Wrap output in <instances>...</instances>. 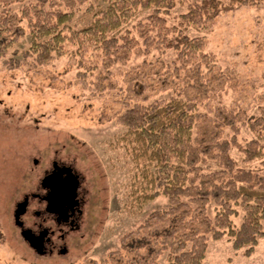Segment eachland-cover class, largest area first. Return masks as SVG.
<instances>
[{
  "label": "rangeland",
  "instance_id": "374dc122",
  "mask_svg": "<svg viewBox=\"0 0 264 264\" xmlns=\"http://www.w3.org/2000/svg\"><path fill=\"white\" fill-rule=\"evenodd\" d=\"M30 1L37 2L0 0V17L7 13L10 22L20 27L13 36L21 38L31 30L35 15L32 12L29 18L23 13ZM200 1L175 0L167 22L178 25L180 15ZM87 5L72 0L47 3L49 9H73L74 29L90 21ZM149 13L140 11L125 25L132 28L140 44L133 48L128 61L108 70L92 46L82 66L80 50L74 44L67 45L63 56L44 65L28 61L10 70L6 60L13 49L0 58V264H159L164 256L157 251L166 230L206 231L200 212L185 210L176 217H163L170 206L165 196L137 204L132 194L137 167L121 140L126 129L121 115L135 101L150 103L189 96L197 99L200 110L212 119L219 106L244 111L245 121L238 123L236 131L225 128V132L229 137L236 135L243 145L254 138L256 133L248 120L264 113V0L222 13L203 27L192 25L183 30L202 37L203 50L212 57L208 63L219 62L215 74L230 77L215 80L209 97L187 86L186 70L181 77L173 72L179 64L175 51L145 52L133 25ZM86 64L98 67L93 71ZM167 69L169 73H164ZM131 81L135 82L132 89ZM141 82L146 88L138 93L136 83ZM56 150L62 158L76 161L85 177L88 203L80 229L68 238V252L41 255L23 240L13 212L15 202L35 184ZM232 154L240 165H248L240 149H232ZM33 158H41L42 163L35 165ZM212 208L210 216L214 214ZM131 231L133 235L127 237ZM244 250L235 248L227 236L210 238L205 262L264 264V237L251 255Z\"/></svg>",
  "mask_w": 264,
  "mask_h": 264
},
{
  "label": "trees",
  "instance_id": "16d2710c",
  "mask_svg": "<svg viewBox=\"0 0 264 264\" xmlns=\"http://www.w3.org/2000/svg\"><path fill=\"white\" fill-rule=\"evenodd\" d=\"M72 1L81 6L88 3L85 10L91 15L90 21L79 29L71 25L74 10L59 6L49 9L50 0H37L34 4L30 1L24 8V15L30 18L33 12L35 19H31L30 32L19 34L21 38L13 36L20 27L10 22L9 15L0 17V58L13 49L6 60L10 70L28 61L44 65L63 56L68 44L78 45L81 66L92 46L108 70L120 61H128L133 48L140 44L132 28L125 25L138 12L150 10L133 25L145 52L175 51L179 64L173 72L181 77L186 70L187 86L208 97L215 80L230 77L224 73L217 76L219 62L208 63L212 57L203 50L204 39L183 30L192 25L203 27L222 13L259 3L202 0L180 15L178 25H170L167 15L175 0ZM86 67L94 71L98 64ZM134 83H129L130 89ZM136 85L138 93L146 88L143 82ZM200 109L197 99L172 96L167 101H135L121 115L126 128L121 140L137 167V180L132 187L137 204L165 196L170 206L163 217H176L185 210L203 213L205 217L206 231L166 230L157 251L164 256L159 264H209L205 258L210 238L225 236L235 248H244L245 254L251 255L264 237V113L249 118V128L256 136L243 145L236 135L229 137L225 128L236 131L238 123L245 121L244 111L219 106L214 120ZM234 148L242 151L248 165L238 163L232 154ZM257 161L258 166L250 165ZM210 207L213 216L208 214Z\"/></svg>",
  "mask_w": 264,
  "mask_h": 264
},
{
  "label": "flooded vegetation",
  "instance_id": "af4514ba",
  "mask_svg": "<svg viewBox=\"0 0 264 264\" xmlns=\"http://www.w3.org/2000/svg\"><path fill=\"white\" fill-rule=\"evenodd\" d=\"M33 162L39 165L42 160L33 158ZM47 163L35 184L15 202L14 223L29 248L38 254H64L69 250L71 233L81 227L88 203L85 177L76 161L62 158L58 150ZM20 203L25 207L17 222Z\"/></svg>",
  "mask_w": 264,
  "mask_h": 264
},
{
  "label": "water",
  "instance_id": "95a60500",
  "mask_svg": "<svg viewBox=\"0 0 264 264\" xmlns=\"http://www.w3.org/2000/svg\"><path fill=\"white\" fill-rule=\"evenodd\" d=\"M24 207H25V203H20L17 208V211H16L17 222H18L19 214L23 211Z\"/></svg>",
  "mask_w": 264,
  "mask_h": 264
}]
</instances>
